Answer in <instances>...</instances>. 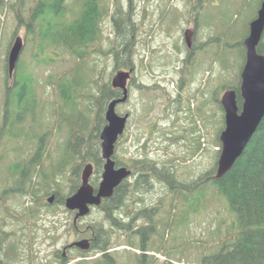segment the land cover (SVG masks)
<instances>
[{
	"label": "rangeland",
	"instance_id": "374dc122",
	"mask_svg": "<svg viewBox=\"0 0 264 264\" xmlns=\"http://www.w3.org/2000/svg\"><path fill=\"white\" fill-rule=\"evenodd\" d=\"M53 1L0 0V126L6 127V97L8 87L14 81L9 74L8 57L18 36L23 38L25 44L18 62V84L14 94L17 97L22 84L26 83V77H33L38 97L35 114H29L18 129L14 127L18 137H10L4 132L1 135L2 189L12 182L7 179L8 169L10 165L14 166V162L25 163L26 159H34L43 150L42 162L46 170L51 171L64 153L69 131L64 124L59 128L58 114L62 101L55 89L56 82L51 83L50 76L58 80L62 75H70V70L77 62L76 57L62 46L51 45L45 51H41L39 45L34 48L33 36L27 34L34 10H42L49 20L54 15L59 16L49 5ZM119 1L126 7L124 11L129 10L130 0L106 1L109 12L101 24L102 46L97 44L96 48H90L93 55L84 68L85 72L99 73L101 80L111 83L118 71L129 70L115 69L113 54L101 52V49L106 51L112 48L116 40L111 15ZM132 2L134 11L130 14L138 26L133 54L135 67L130 81L129 99L117 106L119 114L130 112L131 115L126 131L117 143L115 154L122 160L145 157V154L160 161L174 158L173 165L177 168L179 181L192 183L203 173L214 169L219 160L221 147L218 140L225 123L221 98L225 90L240 84L246 55L244 40L262 0ZM66 4L68 11L60 20L70 23L79 16L83 5L78 0H67ZM186 31H189L188 37ZM83 99L87 98L83 96ZM92 106L93 110H88L90 128L95 124L94 117L98 110L95 105ZM82 109L83 112L87 111V105L83 103ZM199 136L202 145L197 149ZM88 163L83 162L80 175ZM70 169L69 165L65 174L58 176L64 192L70 189ZM131 176L128 179L132 181ZM174 194L164 181L154 180L150 192L143 194L144 202L138 204L130 200L126 210L122 212L121 209L116 213L117 216L121 213L125 216L129 212L136 214V210L144 205L156 209L155 218L162 221L157 223V230L149 239L153 248L146 253L149 259L155 257L149 264H202L203 257L222 249L221 241L232 236H227L228 233L233 234V239H228L229 243L236 240V233L231 229L237 215L230 210L228 200L220 195L217 184L212 180L193 191L191 196L187 193L190 196L188 201L180 198L177 201ZM29 198L27 195L13 196L11 193L7 201L0 203V220L7 218L2 230L11 233L6 236L7 242L23 239L20 223L13 216L18 215L24 205H28ZM47 198L45 196L44 200L47 201ZM172 202L176 203L173 211L177 216L170 217L168 213L172 209ZM73 216L71 212V221ZM104 218L102 211L94 208L89 215L80 219L78 232H64L62 229L55 243H50L44 228L35 230L24 240L28 241L18 250V258L6 261L8 264H60L61 259L55 252H62L63 247L75 239L88 237L93 222H103L106 227H110ZM44 219L39 222L41 227L48 223V219ZM133 226L135 229L148 227L151 222L141 219L135 221ZM111 230L120 245L110 250L115 264H136L131 253L135 251L141 254L142 249L128 245L127 235L119 233L118 229ZM32 235L35 239L30 242ZM163 238L165 245L161 242ZM157 246L159 249H156ZM232 250V246H229L226 252ZM71 255H74V259L70 264L82 259L75 249ZM3 259L4 251L0 250V264H5Z\"/></svg>",
	"mask_w": 264,
	"mask_h": 264
},
{
	"label": "trees",
	"instance_id": "16d2710c",
	"mask_svg": "<svg viewBox=\"0 0 264 264\" xmlns=\"http://www.w3.org/2000/svg\"><path fill=\"white\" fill-rule=\"evenodd\" d=\"M78 1L82 2V11L70 23L64 22L63 19L60 20L68 11L67 0H54L53 3H49L59 16L54 15L53 19L49 20L42 10L38 12L34 10L31 22L28 23L27 34L33 36L31 39L34 48L39 45L40 50L45 51L51 45L62 46L76 57L77 62L70 70L72 71L70 75H62L58 80L50 76L51 83L56 82L55 89L62 101L58 114L61 125L58 126L61 128L64 124L69 131L61 160L51 171H48L42 162L44 151L41 150L34 159L30 158L31 161L26 159L25 163L14 162V166L10 165L8 169L7 180L12 182L5 185L3 189L0 188V203L7 201V196L11 193L13 196L27 195L30 197L28 205H24L18 215L13 216L20 223L23 239L7 242V237L11 233L2 230L6 226L7 218L4 217L0 220V250L4 251L5 259L3 261L5 264H8L9 260L18 258V250L28 241L24 240L29 234H34L35 230L44 228L50 243H55L58 240L59 232L62 229L64 232L72 230L78 232L77 226L70 220L71 212L65 207V199L81 185L80 168L83 162L89 161L94 164L91 183L96 188L101 178L100 173L103 171L105 160L100 146V132L107 123L105 113L109 102L121 97L123 92L121 89L113 87L111 82L101 80L99 73L91 74L84 71L90 56L93 55L90 48L92 46L96 48L97 44L101 45L102 42L101 24L109 12L107 0ZM40 3L42 4V2ZM115 5L111 21L115 28L116 40L113 42L112 48L106 51L101 49V52L113 54L115 69L134 70L133 54L138 26L130 14L134 11L133 2L130 0L129 12L124 11L126 7L122 2L119 1ZM259 51L264 54V40L259 45ZM17 67L18 64L12 76L13 84L8 87L6 97L8 110L5 124L7 129L3 131L6 127L0 126V138L3 132L10 137L17 138L16 128L18 129L19 125L26 121L29 114L34 115L38 106L36 84H33L35 82L33 77H26V83L22 84L17 97L15 96L14 88L18 84ZM140 87H144V85H140ZM233 88L237 89L238 104L242 109L243 98L240 93V84ZM83 96L87 99H83ZM83 103L87 105L85 112L82 109ZM92 105H95L98 110L94 117L95 124L93 128H90L91 117L88 115V110H93ZM15 126L17 127L14 128ZM224 127L225 123L221 132ZM25 136L27 137V134ZM200 138L201 136L198 137L197 149H200L202 145ZM218 143L222 147L219 140ZM1 159L2 156H0V161ZM114 159L117 166H126L132 170L133 180L126 179L115 189L112 197L103 199L98 208L104 214V219L110 223V227H106L103 222L90 224L91 249L88 251L75 249L78 251L79 257H82L81 261L76 264H115L114 256L110 250L120 245L115 241L114 231L111 229H118L119 233L127 235L128 245L142 249L141 254L135 251L131 253V258L136 264L152 263L150 260L155 257L152 256L149 259L146 253L153 248L149 244V239L155 234L157 223L162 221L160 218H155L156 209H150L144 205L136 210L135 220L147 219L151 222V226L136 230L131 225V219L135 216H132L130 212L125 216L122 213L117 216L116 213L121 209L122 212L126 210L130 200H135L138 204L144 202L143 194L150 192L154 180L164 181L175 193L177 201L178 198L188 201L193 191L212 180L217 184L220 195L225 196L228 200L230 210L236 213L235 223L231 229L236 233V240L229 243L228 239H233V234L228 233L227 236H232L221 241L222 249L215 254L203 257L202 264H264V118L243 154L221 178L215 177L217 165L214 169L200 175L192 183H186L178 179L177 168L173 165L174 158L160 161L145 154V157L143 155L141 158L122 160L115 154ZM69 165L71 167V185L69 191L64 192L58 176L64 175ZM186 192L189 193V197ZM52 194H55L56 198L53 203H49L48 198ZM45 196L48 197L47 201L44 200ZM175 205L176 203L172 202V209L168 213L170 217L176 215L173 211ZM42 210H44L43 213ZM193 210L197 211L198 208ZM7 214L9 215V213ZM44 218L48 219V223L46 226L44 225L45 227H41L39 222ZM33 239L35 236L32 235L30 242ZM161 242L163 245L166 243L164 238L161 239ZM229 246H232L233 250L226 252ZM156 249L159 247L157 246ZM55 254L61 259L60 264H70L74 259V255H71L70 251L66 257L60 250H57Z\"/></svg>",
	"mask_w": 264,
	"mask_h": 264
},
{
	"label": "water",
	"instance_id": "95a60500",
	"mask_svg": "<svg viewBox=\"0 0 264 264\" xmlns=\"http://www.w3.org/2000/svg\"><path fill=\"white\" fill-rule=\"evenodd\" d=\"M189 31H186L188 37ZM264 35V0H262L256 17L249 24V33L244 40L246 49L245 62L241 71L240 93L243 98L242 109L238 104V92L235 88L225 90L221 103L225 112V127L220 134L221 152L217 162L215 177L221 178L243 154L248 143L257 131L264 118V54L259 51V45ZM188 45L190 41L187 38ZM24 40L18 36L10 49L8 57L9 74L12 77L24 48ZM132 69L120 70L112 79V85L122 90L123 95L111 100L105 117L107 124L101 132L102 156L105 160L104 171L99 186L91 183L94 165L88 163L81 173V185L65 199V207L70 212H76L74 223L89 215L93 208L99 206L103 199L113 196L121 182L130 177L132 170L126 166L117 167L114 155L120 137L125 133L129 113L119 114L117 106L127 102L129 98V79ZM56 198L52 194L48 198L53 203ZM69 247L80 250L91 249L89 238L73 241ZM66 250V248H65Z\"/></svg>",
	"mask_w": 264,
	"mask_h": 264
},
{
	"label": "flooded vegetation",
	"instance_id": "af4514ba",
	"mask_svg": "<svg viewBox=\"0 0 264 264\" xmlns=\"http://www.w3.org/2000/svg\"><path fill=\"white\" fill-rule=\"evenodd\" d=\"M131 78H132V75H131ZM131 78L129 79V83H128V86L130 87V81H131ZM129 95H130V93H129ZM128 101V100H127ZM127 113H129L130 115H131V113L130 112H127ZM99 186V185H98ZM103 202V201H102ZM101 205H99V206H97V207H95V208H98V207H100ZM94 209V208H93ZM74 213V216H75V214H76V212H73ZM131 215L132 216H135L133 219H131V225L133 226L134 225V222L135 221H137V220H141V219H137V220H135V218L137 217V214H134V213H131ZM74 216H73V223H74ZM79 221H80V219H79ZM79 221H78V223H77V225H75V223H74V225L75 226H78L79 225ZM134 227V229L136 228L135 226H133ZM143 228V227H142ZM139 229V228H138ZM136 230V229H135ZM81 238H89L90 240H91V237L90 236H88V237H81ZM81 238H78V239H81ZM78 239H75V240H78ZM74 240V241H75ZM92 242V241H91ZM72 243V242H71ZM70 244V243H69ZM69 244H67V245H65L64 247H63V254H64V257H66L67 256V253H68V251H70V253H71V251L73 250V249H77V247H69L68 245ZM65 248H66V250H65ZM79 249V248H78Z\"/></svg>",
	"mask_w": 264,
	"mask_h": 264
},
{
	"label": "bare ground",
	"instance_id": "6f19581e",
	"mask_svg": "<svg viewBox=\"0 0 264 264\" xmlns=\"http://www.w3.org/2000/svg\"><path fill=\"white\" fill-rule=\"evenodd\" d=\"M23 49H24V48H23ZM22 51H23V50H22ZM19 60H20V59H19ZM8 66H9V65H8ZM129 93H130V88H129ZM128 99H129V98H128ZM121 104H122V103H121ZM106 124H107V123H106ZM106 124H105V125H106ZM101 132H102V131H101ZM100 138H101V134H100ZM101 151H102V140H101ZM90 163H91V162H90ZM92 164H93V163H92ZM93 165H94V164H93ZM117 167H119V166H117ZM103 171H104V166H103ZM102 173H103V172H102ZM93 174H94V173H93ZM101 179H102V178H101ZM126 179H128V178H126ZM126 179H124L123 181H125ZM123 181H122V182H123ZM122 182H121V183H122ZM99 184H100V183H99ZM120 185H121V184H120ZM120 185H119V186H120ZM119 186H118V187H119ZM100 205H101V204H100Z\"/></svg>",
	"mask_w": 264,
	"mask_h": 264
}]
</instances>
